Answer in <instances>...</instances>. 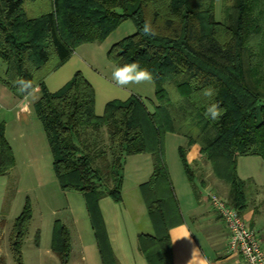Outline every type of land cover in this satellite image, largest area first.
<instances>
[{
	"label": "trees",
	"instance_id": "1",
	"mask_svg": "<svg viewBox=\"0 0 264 264\" xmlns=\"http://www.w3.org/2000/svg\"><path fill=\"white\" fill-rule=\"evenodd\" d=\"M136 32L113 44L114 65L138 63L153 74L156 104L150 110L138 95L113 99L104 112L95 111L96 94L80 72L57 91L45 79L60 68L75 47L104 40L123 20ZM149 21L155 37L142 33ZM0 58L6 63L0 81L19 91L24 78L40 87L32 107L40 120L62 190L84 196L102 264H118L110 246L99 200L122 201L125 159L146 153L153 157L149 179L140 191L154 234L139 236L149 264H172L169 230L182 222L165 159V136L179 133L186 174V148L197 144L214 176L229 186L228 203L241 214L247 206V182L237 172L238 158L264 160V0H0ZM53 63L51 64V62ZM211 87L215 95L204 97ZM218 103V120L206 117V106ZM0 122V176L15 167V156ZM198 130V132L196 131ZM31 220L29 205L16 219L12 247L20 261V245ZM52 250L69 261L66 226L55 221Z\"/></svg>",
	"mask_w": 264,
	"mask_h": 264
},
{
	"label": "rangeland",
	"instance_id": "2",
	"mask_svg": "<svg viewBox=\"0 0 264 264\" xmlns=\"http://www.w3.org/2000/svg\"><path fill=\"white\" fill-rule=\"evenodd\" d=\"M221 15L222 0H215L216 19H220ZM135 32L136 25L132 19L127 18L104 40L78 45L60 68L48 74L45 80L47 88L52 92L57 91L61 82H66L75 72L80 71L95 89V111L98 115L103 114L108 101L127 100L132 95L140 96L147 107L153 110L156 104L153 80L121 88L112 79L115 65L108 58V50L113 44ZM5 69L6 63L0 58V77H4ZM7 92L11 97L0 92V122L6 125L16 163L9 173L0 177V264H101L84 196L79 191H64L60 188L53 169L51 149L32 105L28 122L20 128L17 111L10 106L13 95L10 91ZM40 95V87L36 86L30 95V101L36 100ZM186 144V138L179 133H167L165 136L166 163L184 209L195 201L194 189L200 188L199 173L198 176L194 174L190 180L185 171L179 148L186 147ZM189 148H186L185 159L191 166ZM250 160L256 159H239L237 172L240 175L259 170L258 165ZM124 166L125 191L122 194L121 190V194L127 205L133 200H139L143 205L139 219L142 223L144 220L149 222L144 200L135 188L140 178L135 171L140 167L145 172L143 175L146 170L148 172L151 169L152 172L153 157L146 153L129 155ZM217 195L225 199L219 193ZM26 205L30 207L31 220L21 240L18 261L12 247V237L16 219ZM120 217L123 219L124 214ZM57 220L66 226L72 239L73 250L67 263H62L51 247L53 227ZM124 224L128 227L126 219Z\"/></svg>",
	"mask_w": 264,
	"mask_h": 264
},
{
	"label": "crops",
	"instance_id": "3",
	"mask_svg": "<svg viewBox=\"0 0 264 264\" xmlns=\"http://www.w3.org/2000/svg\"><path fill=\"white\" fill-rule=\"evenodd\" d=\"M66 82H61L60 86L62 87ZM0 87L2 95L11 97L7 92L10 90L1 81ZM10 93L13 95L10 106L17 111V121L19 122V127L22 128L29 120L28 114L31 112L30 107L33 101H30V95L25 96L20 91H10ZM189 149V156H191L192 160L190 164L194 174L198 176L199 173L200 188L194 189L195 201L190 203V206L185 209L182 208L175 191L182 222L169 230L172 264H189L194 249L200 251L202 260L197 259L193 264H243L239 254L230 250L228 246L229 233L225 222L213 209L208 196L210 192L219 193L225 200H228L229 186L214 176L210 163L200 153V147L197 144L191 145ZM243 157L244 159H256L250 161H254L258 165L259 170H252L243 176L238 173L239 177L246 181L248 185L246 188L247 206L243 209L241 215L248 225L255 230L264 249V160L259 156H242L238 158V161ZM135 172L138 178L140 177L135 184V188L142 197L140 185L149 179L152 172L151 169L148 172L146 170V174L143 175L145 172L140 167ZM169 172L171 176L170 169ZM123 191H125V176L122 184V194ZM106 196L99 200V208L117 263L149 264L140 249L139 236L141 234H154V228L149 216V222L144 220L142 223L139 219L143 205L141 206V202L137 199L127 205L123 196L120 203L114 201L110 196ZM123 214L124 217L122 219L120 215ZM124 219L127 220L128 227L124 224ZM190 220L192 223H190ZM184 236L188 237L180 238L173 243L174 239ZM70 243L71 252L73 250L71 235Z\"/></svg>",
	"mask_w": 264,
	"mask_h": 264
},
{
	"label": "built area",
	"instance_id": "4",
	"mask_svg": "<svg viewBox=\"0 0 264 264\" xmlns=\"http://www.w3.org/2000/svg\"><path fill=\"white\" fill-rule=\"evenodd\" d=\"M208 196L213 209L225 222L230 250L239 254L243 264H264V249L255 230L225 199L211 192Z\"/></svg>",
	"mask_w": 264,
	"mask_h": 264
},
{
	"label": "clouds",
	"instance_id": "5",
	"mask_svg": "<svg viewBox=\"0 0 264 264\" xmlns=\"http://www.w3.org/2000/svg\"><path fill=\"white\" fill-rule=\"evenodd\" d=\"M142 33L145 36L155 37L157 35L155 29L153 28L151 22L146 21L142 26ZM112 79L115 84L121 88H127L130 85H140L145 82H151L153 80V74L146 68H142L138 63H124L121 65H115L114 70L112 72ZM14 86L18 88V90L24 94L25 96L31 95L34 91V85L31 80H27L24 78H17L14 80ZM204 97L211 99L215 95V90L211 87L203 89L202 92ZM206 117L211 120H218L222 115V110L218 103L211 102L206 106L205 109ZM198 132V130H196ZM178 237L174 239L173 243L180 239L186 238ZM197 259L202 260V256L198 249H194L192 253V258L189 261V264H193V262Z\"/></svg>",
	"mask_w": 264,
	"mask_h": 264
}]
</instances>
